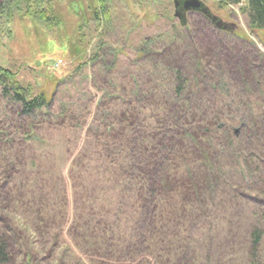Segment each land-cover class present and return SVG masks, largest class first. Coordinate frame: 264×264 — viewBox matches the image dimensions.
<instances>
[{
	"label": "trees",
	"instance_id": "1",
	"mask_svg": "<svg viewBox=\"0 0 264 264\" xmlns=\"http://www.w3.org/2000/svg\"><path fill=\"white\" fill-rule=\"evenodd\" d=\"M218 1L244 2L252 34L264 32V0ZM112 3L0 0V32L11 38L19 19L60 35L72 13L83 42L90 19L98 28L110 24ZM190 13L198 15L193 23L187 18L135 46L131 89L116 85L120 50L99 32L89 63L99 64L110 82L97 86L98 117L89 126L73 122L67 103L56 107L54 96L24 85L0 64V118L12 122L0 124V264H44L45 258L58 264H227L225 256L238 252L242 264H261L264 105L244 99L250 88L264 86V52L202 12ZM61 124L73 133L85 130L80 154L94 145L95 160L109 167L115 208L108 215H98L78 187L73 191L77 161L69 168L70 215L60 207L65 190L59 201L41 195L47 174L36 169L37 158L52 146L43 132L59 131ZM215 214L227 215V229L214 222ZM37 237L50 245L35 243Z\"/></svg>",
	"mask_w": 264,
	"mask_h": 264
},
{
	"label": "rangeland",
	"instance_id": "2",
	"mask_svg": "<svg viewBox=\"0 0 264 264\" xmlns=\"http://www.w3.org/2000/svg\"><path fill=\"white\" fill-rule=\"evenodd\" d=\"M82 1L86 6L89 4V0ZM201 1L212 14L218 16L225 23L235 25L237 31H232L234 34L238 33L244 38L251 39L257 44V48L264 52V32L258 34L255 31L252 34L247 14L244 11V2L222 5L218 0ZM174 13V0H113V18L110 24L108 26L104 24L98 28L90 19L85 28L83 42L77 41L79 18L72 13L65 15L67 25L60 31V35L57 31H49L47 34L41 30L35 31L27 28L24 21L16 19L11 25V38L6 37L5 31L1 30L0 32V64L16 71L18 79L24 85H32L36 91H45L49 98L54 96L56 107L61 102L67 103L73 110L71 117L73 122L79 126H89L98 117L96 107L100 101V92H98L100 88L97 86L102 85L103 88L110 82V77L100 72L99 64L89 63L94 47L100 39L99 32H102L101 38L103 37L104 41L120 50L121 61L113 69V75L120 78L116 85L123 83L125 87L131 89V75L128 72V66L129 62L135 58V46L144 38L168 31V27L173 24L178 25L180 20L174 16ZM187 18L193 23L197 20L198 15L188 13ZM68 39L69 43H67ZM68 45L71 48L64 51V47ZM86 49L87 51L84 52ZM96 79L98 85H96ZM248 92L244 100L250 99L251 104L256 103V107L264 105V86L250 88ZM232 115L233 113L230 111L223 119L228 120ZM6 123V128L8 124L12 125L9 118L5 120L0 118L1 125ZM76 130L78 133H73L70 127L61 124L59 131L49 129L43 132L52 146L44 149V155L40 154L41 158L36 157L38 160L36 169L47 174L45 182L47 185L42 188L40 193L47 199L51 197L59 201L58 192L65 190L68 198L66 202L63 201L64 204H60V207L63 215L67 216L70 215L67 214L68 208L73 209L72 190L76 185L73 191H77L78 187L80 195L87 196L98 215H108L115 208V193L113 189L109 190L114 185L108 175L109 167L107 168L101 161L95 160L98 157V152L94 145L90 146L85 153L80 154L85 130ZM59 144L65 146L61 147ZM83 154L86 157L84 160H82ZM74 161H77L78 169L72 173L76 182L71 188L69 182L73 180L70 178L69 168L73 166ZM247 192L251 193V198L259 197L253 190ZM247 203L248 208L254 205L250 199L246 200L244 204L247 205ZM236 210L245 218L249 215V210L243 212V207H237ZM226 217L227 215L224 214L221 217L215 214L214 222H226L224 220ZM220 227L224 230L227 229L225 224ZM60 238H63L62 232ZM36 239L35 243L40 241L47 246L50 245V242L44 237ZM56 247L58 250V245ZM260 257L261 264H264V243L260 250ZM71 259L74 260V257ZM74 261L76 263L78 260ZM225 261L227 264H242L239 252L233 256H225ZM44 264H58V262L45 258ZM66 264L73 263L67 262Z\"/></svg>",
	"mask_w": 264,
	"mask_h": 264
},
{
	"label": "water",
	"instance_id": "3",
	"mask_svg": "<svg viewBox=\"0 0 264 264\" xmlns=\"http://www.w3.org/2000/svg\"><path fill=\"white\" fill-rule=\"evenodd\" d=\"M180 6V2L178 0H174V7H175V13L174 16L177 17L180 22H186L187 15L189 12L192 11H200L203 14H205L209 19L214 22V24L220 28V29H226V30H233L229 29L228 26H226L223 20L218 18V16L212 14L207 6L201 1V0H183L181 4V10L178 9ZM234 31V30H233Z\"/></svg>",
	"mask_w": 264,
	"mask_h": 264
},
{
	"label": "flooded vegetation",
	"instance_id": "4",
	"mask_svg": "<svg viewBox=\"0 0 264 264\" xmlns=\"http://www.w3.org/2000/svg\"><path fill=\"white\" fill-rule=\"evenodd\" d=\"M180 2V6L178 7L179 10H181V4L183 0H178ZM200 12V11H199ZM226 26H228L229 29H233L234 31H237V28L235 27V25L231 24V23H224ZM226 30V29H224ZM231 31V30H228Z\"/></svg>",
	"mask_w": 264,
	"mask_h": 264
}]
</instances>
